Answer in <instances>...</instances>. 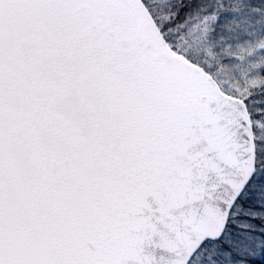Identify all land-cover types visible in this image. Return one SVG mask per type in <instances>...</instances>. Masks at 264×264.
<instances>
[{
	"label": "snow or ice",
	"instance_id": "1",
	"mask_svg": "<svg viewBox=\"0 0 264 264\" xmlns=\"http://www.w3.org/2000/svg\"><path fill=\"white\" fill-rule=\"evenodd\" d=\"M0 264H264V0H0Z\"/></svg>",
	"mask_w": 264,
	"mask_h": 264
}]
</instances>
